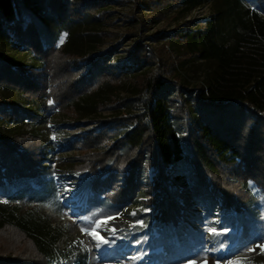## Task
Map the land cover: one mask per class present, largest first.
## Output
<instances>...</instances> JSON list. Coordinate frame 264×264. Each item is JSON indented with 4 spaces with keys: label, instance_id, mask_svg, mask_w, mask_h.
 <instances>
[{
    "label": "trees",
    "instance_id": "1",
    "mask_svg": "<svg viewBox=\"0 0 264 264\" xmlns=\"http://www.w3.org/2000/svg\"><path fill=\"white\" fill-rule=\"evenodd\" d=\"M170 1L191 10L207 0ZM102 3L104 0H48L50 11L67 31L95 19L92 11ZM256 4L258 8L246 7L242 0H215L214 20L203 29L173 36L179 44L176 50L182 53L180 59L186 62L193 57L216 64L207 83L199 88L178 79L171 65L176 61L173 52L147 48L142 39L134 43L127 59L116 64L112 50L82 55L72 50L68 41L61 45L65 55L84 59L81 70L86 73L71 87L51 86L50 97L59 107L69 108L77 94L94 87L95 80L103 81L101 87L130 77L136 81L135 100L140 111L104 122L131 126L109 150L91 149L111 136L103 132H95L81 143L74 141L83 153L79 168L91 176L94 192L103 191L118 205L141 194L147 199L144 208L159 225L175 227L196 201H217L224 212H241L250 198L245 189L249 180L264 193V0H256ZM22 21V16L12 22L0 18L8 31L19 33L16 37L21 41L34 43L30 37L38 34L37 23L30 19L22 27ZM53 45H40V49L48 54ZM151 63L157 68L138 78V70ZM23 74L21 68L15 71L0 57V89L19 90L26 101L35 102L46 93V84H34ZM169 88L176 89L174 96L165 95ZM18 108L11 96L0 93L1 125L9 119L38 118ZM171 116L181 118L186 126V148ZM25 136L17 132L0 136V184L39 178L42 152L21 143ZM182 163L191 170L188 187L170 174ZM151 167L154 176L144 183L143 172ZM14 213L9 204L0 206V264H52L59 256V235L43 222Z\"/></svg>",
    "mask_w": 264,
    "mask_h": 264
},
{
    "label": "rangeland",
    "instance_id": "2",
    "mask_svg": "<svg viewBox=\"0 0 264 264\" xmlns=\"http://www.w3.org/2000/svg\"><path fill=\"white\" fill-rule=\"evenodd\" d=\"M214 1L207 0L185 10L170 0L152 3L104 0L101 7L92 11L95 19L89 18L77 30L67 31L50 11L48 0H1L0 18L12 22L22 16V27L34 19L39 28L38 34L30 37L35 39L32 43L21 41L16 37L19 33L8 31V25L0 23V57L15 71L21 68L24 79L46 84V95L28 102L19 90L0 89L1 94L11 96L18 109L38 116L35 121L28 116L22 120H4L2 125L0 121V136L24 134L20 142L42 152L39 178L0 184V206L9 204L14 216L43 222L59 235L56 243L59 256L52 264H203L205 259L207 264L237 260L242 264H264V251L260 247L264 245V193L253 180L245 183L250 198L241 212H224L217 201H196L178 227L159 225L149 209L145 211L143 202L147 199L141 194L118 205L103 191H93L91 176L79 168L83 153L74 141L81 143L95 132L110 134L99 147L91 148L106 151L131 128L127 124L104 122L110 117L140 111L135 100V78L103 87L100 86L103 81L95 80L94 87L77 94L69 108L57 106L49 94L51 86L69 84L71 87L86 73L81 70L85 64L81 56L62 53L61 45L66 41L82 55L112 50V62L116 64L127 59L134 43L142 39L147 48L173 52L176 61L171 64L172 68L188 87L204 86L216 64L193 57L186 62L180 59L182 53L176 50L179 44L173 41V36L203 29L214 20ZM242 1L246 7L258 8L256 0ZM51 44L55 47L48 54L40 49V45L45 48ZM155 68V63L148 64L138 70L137 77ZM175 94L176 89L169 88L165 95ZM171 122L186 148L185 124L174 116ZM154 173L152 167L144 170L143 182L151 180ZM190 173L187 163L170 170L172 179L181 178L186 187L190 184ZM94 236L103 237L108 243Z\"/></svg>",
    "mask_w": 264,
    "mask_h": 264
},
{
    "label": "snow or ice",
    "instance_id": "3",
    "mask_svg": "<svg viewBox=\"0 0 264 264\" xmlns=\"http://www.w3.org/2000/svg\"><path fill=\"white\" fill-rule=\"evenodd\" d=\"M145 211H148L147 209H145ZM139 224L143 225V222L142 221H138ZM210 231L212 232H215V229H210ZM224 231H228V229H225ZM90 235H92V233H89ZM94 238L100 240L101 242L103 243H108L107 240H104L103 237H97V236H94ZM137 244L140 243L139 240L136 241ZM97 247H99V244L97 245ZM261 250L264 251V245H261ZM249 251H252V249H249ZM138 257H133L132 259H137ZM203 264H207V261L206 259L203 261ZM228 264H242L241 261L237 260V261H229Z\"/></svg>",
    "mask_w": 264,
    "mask_h": 264
}]
</instances>
